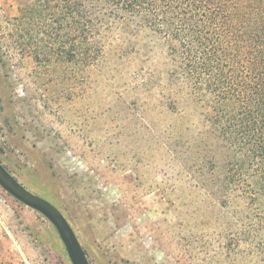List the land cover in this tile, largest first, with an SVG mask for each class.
I'll list each match as a JSON object with an SVG mask.
<instances>
[{
	"label": "rangeland",
	"instance_id": "374dc122",
	"mask_svg": "<svg viewBox=\"0 0 264 264\" xmlns=\"http://www.w3.org/2000/svg\"><path fill=\"white\" fill-rule=\"evenodd\" d=\"M73 38L45 34V0H0L3 164L59 207L91 264H264V196L225 203L231 152L160 37L111 20L92 49ZM0 249L72 264L55 226L1 186Z\"/></svg>",
	"mask_w": 264,
	"mask_h": 264
},
{
	"label": "trees",
	"instance_id": "16d2710c",
	"mask_svg": "<svg viewBox=\"0 0 264 264\" xmlns=\"http://www.w3.org/2000/svg\"><path fill=\"white\" fill-rule=\"evenodd\" d=\"M111 20L160 37L169 49L171 77L210 105L213 127L231 152L225 203L234 195L259 209L264 196V0H45V34L74 33V43L63 42L70 49H92L95 31ZM257 211L258 223H264ZM250 223L255 227L254 219ZM0 264H14L2 249Z\"/></svg>",
	"mask_w": 264,
	"mask_h": 264
},
{
	"label": "water",
	"instance_id": "95a60500",
	"mask_svg": "<svg viewBox=\"0 0 264 264\" xmlns=\"http://www.w3.org/2000/svg\"><path fill=\"white\" fill-rule=\"evenodd\" d=\"M0 186L18 201L44 215L57 229L72 264H91L73 226L46 197L29 190L0 160Z\"/></svg>",
	"mask_w": 264,
	"mask_h": 264
}]
</instances>
